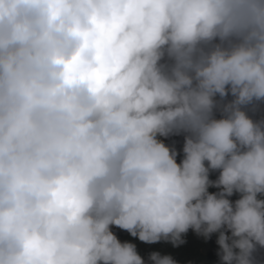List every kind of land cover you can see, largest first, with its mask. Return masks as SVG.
Wrapping results in <instances>:
<instances>
[{"label":"clouds","instance_id":"clouds-1","mask_svg":"<svg viewBox=\"0 0 264 264\" xmlns=\"http://www.w3.org/2000/svg\"><path fill=\"white\" fill-rule=\"evenodd\" d=\"M113 228L264 264V0H0V264H178Z\"/></svg>","mask_w":264,"mask_h":264},{"label":"trees","instance_id":"trees-1","mask_svg":"<svg viewBox=\"0 0 264 264\" xmlns=\"http://www.w3.org/2000/svg\"><path fill=\"white\" fill-rule=\"evenodd\" d=\"M219 118V115H217ZM166 146L174 147L179 153L177 157V163L183 159V143L184 135L171 136L163 141ZM219 175V172H212L210 179L215 180ZM218 189L210 188L209 192L214 193ZM233 202L239 199L238 194H234L230 198ZM112 231L117 235L121 242L129 241L137 245L139 254L147 260L149 253L158 251L162 255H171L178 264H219V258L217 252L219 251L218 245L216 244L217 234H213L209 240H205L201 236H197L192 230H189L187 235L184 237L186 243L178 248H173L171 244L159 243L155 245H145L138 240L130 237L129 234L123 230L113 228ZM259 257L264 258V250L258 253Z\"/></svg>","mask_w":264,"mask_h":264}]
</instances>
